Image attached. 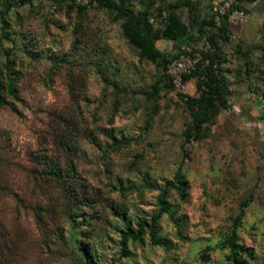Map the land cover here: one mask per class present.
<instances>
[{"label":"rangeland","instance_id":"rangeland-1","mask_svg":"<svg viewBox=\"0 0 264 264\" xmlns=\"http://www.w3.org/2000/svg\"><path fill=\"white\" fill-rule=\"evenodd\" d=\"M109 2L0 0V85L11 77L15 93L0 92V264H227L233 232L246 264H264V0L225 34L207 27L225 100L199 131L183 95L203 75L176 90L165 69L183 42L160 37L149 60ZM124 2L158 33L171 13L186 50L202 49L210 0ZM176 172L186 193L166 185Z\"/></svg>","mask_w":264,"mask_h":264},{"label":"trees","instance_id":"trees-1","mask_svg":"<svg viewBox=\"0 0 264 264\" xmlns=\"http://www.w3.org/2000/svg\"><path fill=\"white\" fill-rule=\"evenodd\" d=\"M243 3L246 2H256L257 0H240ZM75 5L78 8L79 5ZM95 3L102 4L105 3L108 6H111V2L109 0H97ZM93 3V4H95ZM92 5V4H91ZM118 12L122 17L127 19L122 24V32L124 37L128 40V42L139 49L140 54L149 60H154L157 56H160V52L156 49L154 42L158 40L160 37H164L170 41H181L183 42V48L179 50L177 56L181 54L188 53L187 48H191L192 41L191 37H189L187 29L185 26L171 13H168L166 17V21L164 22V28L161 33L153 31L150 24H148L145 17L140 16L137 17L132 15L126 8L124 0H118ZM211 9V7H210ZM0 19L4 22V17L2 13L0 14ZM227 25L226 20L221 21L220 25H217L215 22L214 14L211 10V17L204 22L199 27V40L198 43L201 44L202 49L196 51L200 53L201 59L195 66L194 70L190 74H186L183 76V83H187L189 80L196 78L198 80V76L203 75V80L196 85V94L193 95H183L186 100H190L193 104H195V109L198 110L195 115L194 124L196 126V131H199V125L205 123L207 121L206 112L211 106V102L215 101L217 97L222 98L224 101V89L222 88L221 76L219 75V65L217 60V54L214 48V44L211 40L209 34H207V27L210 26L216 30L217 33L225 34ZM175 56V57H177ZM10 52L6 53V66L8 70H10L14 63L10 61ZM173 57V58H175ZM165 61V69L167 64L173 59ZM170 85L174 89L171 81ZM6 91L11 97L15 96L14 93V80L11 77H8L3 84L0 85V92ZM1 100V97H0ZM167 186H174L177 190L181 189L183 193H186L185 190V181L183 180L180 172H176L173 180L167 182ZM167 195V187H165L162 193L158 197V201L161 205V211L164 212L167 210V205L165 203V198ZM145 223H139L138 229L136 232L124 231L121 234L120 246L122 250L123 256L128 255L127 251V242L128 240H138L144 234ZM151 244L156 246L166 247V242L161 239H157L154 237L153 232H151ZM224 245L228 248L229 254L227 257V264H246V257H251V252L248 248L240 245L236 241V235L233 232L232 237H230L227 241H225ZM87 264H94L92 260L87 259Z\"/></svg>","mask_w":264,"mask_h":264},{"label":"built area","instance_id":"built-area-1","mask_svg":"<svg viewBox=\"0 0 264 264\" xmlns=\"http://www.w3.org/2000/svg\"><path fill=\"white\" fill-rule=\"evenodd\" d=\"M97 0H75L80 7H89ZM243 2L240 0H210V7L215 17V22L220 25L221 21L226 20L230 25H242L248 23L252 16L244 9ZM200 53L181 54L172 59L166 66V73L174 89L182 90L185 87L183 76L190 74L197 63L200 61Z\"/></svg>","mask_w":264,"mask_h":264}]
</instances>
